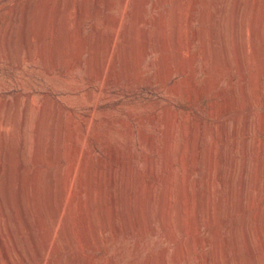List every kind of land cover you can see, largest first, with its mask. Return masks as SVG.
I'll return each instance as SVG.
<instances>
[{"label":"rangeland","instance_id":"obj_1","mask_svg":"<svg viewBox=\"0 0 264 264\" xmlns=\"http://www.w3.org/2000/svg\"><path fill=\"white\" fill-rule=\"evenodd\" d=\"M216 1L0 0V164L5 152L11 153L10 169L0 173V195L13 199L19 192L27 204L36 174L42 188L43 228L29 212L32 235L15 229L23 257L12 253V264H203L207 255L219 264H264V0H222L227 12L238 2L239 20L247 31L254 25L256 47L249 46L248 62L239 64L234 32L217 26L226 38L225 51L210 48L208 58L198 61L201 69L191 84V56L201 52L202 42L211 34ZM23 22L32 42L28 44L31 58L21 62L19 53L27 50V44H20L16 36ZM176 22L181 54L174 50ZM56 30L62 43L41 59L38 34L44 33L48 47ZM143 39L152 51L141 58ZM82 45L87 51L80 58ZM79 59L82 66L67 70L70 62ZM89 59L93 80L84 69ZM203 64L209 67L207 73ZM180 67L164 83L150 81L162 70ZM115 75H120L119 81L110 80ZM223 127V138H217ZM194 134L199 137L196 158ZM193 163L201 201L209 172L215 178L209 197L215 213L220 166L231 167L227 206L236 207L242 198L243 206L254 213L253 222L242 228L238 211L233 226L221 223L215 235L207 228L193 229L187 206L184 231L180 206L183 198L184 205L193 198ZM108 175L116 180L127 177L137 202L128 210L122 231L106 233L93 248L80 239V191L84 182L95 193L108 194ZM165 178L171 186L169 217L159 211ZM48 190L54 197L44 203ZM60 203L64 212L72 204V233L58 222ZM134 211L142 218L144 213L148 216L139 221ZM205 236L209 242L202 241ZM51 238L56 240V252L48 247ZM0 264H10L1 243Z\"/></svg>","mask_w":264,"mask_h":264},{"label":"bare ground","instance_id":"obj_2","mask_svg":"<svg viewBox=\"0 0 264 264\" xmlns=\"http://www.w3.org/2000/svg\"><path fill=\"white\" fill-rule=\"evenodd\" d=\"M215 5H216L215 6V12L213 14H211V21H212L211 34L209 35L208 40H204L202 42L201 52H195V53H193V55L191 54L192 58H191V60L189 59L191 61V64L194 65V67L192 68L193 69L192 73H190V76H189V78H190L189 80H190L191 84L193 83L194 77L197 75V73L201 69V67H198V66H200L198 61L199 60H204L205 61L208 58V53H209L210 48L215 49V47H218V49H221L223 51V53L225 51V46H224L225 40L224 39H226V38H225L224 33L216 28L217 26H219V27L223 26L225 31L229 32V34H230V32H234V35H235L234 36V38H235L234 50H235V56H237L239 64H245V63L248 62V58H247V49H248V47L251 46V49H255V47H256V45H255V40H257L256 39L257 38L256 30L254 29V25L251 24V25H249V29L247 31V29L245 27V23L239 20L240 18H238V13H239V7L240 6H239L238 2L236 1L232 5L231 10L228 11V12L225 9L224 4L222 3V0L216 1ZM192 7H194V6H192ZM176 13H177V17L179 18V16H180L179 12L177 11ZM178 18H177V22H178ZM191 19H193V18H191ZM22 20H23V17H22ZM177 22H176V27H175L176 31H175V34H174V43H175L174 50H175L176 54H181L182 46H181L180 41H179L178 23ZM208 22H209V20H208ZM189 25H190V22H189ZM49 28H51V27H49ZM57 30H58V28H57ZM57 30L54 32V37L52 38L53 43L49 42L50 45L48 47H47L46 42L44 40L45 39L44 33L40 32L38 34V38L37 39H38L39 44H40V46H39L40 47V55L39 54L38 55H39V57L41 59L44 58L47 50L49 52L52 50V52H53V50H55L62 43V39L58 35ZM202 33H204V32H202ZM78 34H79V32H78ZM191 34H193V41L194 40L197 41V33L194 31ZM16 37H17L16 38L17 41L20 42V44H23V43L25 45L27 44V50L26 51H22L21 50V53H19V57H18L20 59L19 61L22 62V60L30 59L31 58V53H30V50L28 49V44L32 42V36L29 33L26 32L25 22L21 23L20 32L18 33V36H16ZM144 39H143L144 46L140 50V57L141 58L144 55L150 54L151 51H152L150 47L146 46V44H145L146 40H144ZM84 41L87 42L86 40H84ZM193 41H191L190 43H187L189 45V47H187V48H190V49L192 48L193 43H194ZM83 44H84V42H83ZM160 45H163V44H160ZM185 46H186V44H185ZM165 47L166 46H164V49H165ZM23 50H25V49H23ZM86 51H87L86 47L84 45H82L79 48V54H80L79 57L81 58V55L84 52H86ZM19 61H18V63H20ZM90 61H91L90 59H89V62L86 61L87 63H85L86 66L84 67V69H85L88 77L91 80H93L94 76L92 75V73L90 71V69H91V62ZM179 63H180V61H179ZM82 64H83L82 59H79L78 62L77 61L76 62L75 61L74 62H70L69 65H68V69L67 70L71 71L77 65H81L82 66ZM178 70H181V67L178 68V69H175V70H172L170 68L162 70V71H160L158 73L159 75L156 74L157 75V79L156 80H152L151 79L150 81L152 83L157 82V81H160V82L164 83L167 80L171 79L172 74H174L175 72H178ZM203 70L207 73L208 70H209V67L207 68L206 65L203 64ZM94 73H96V72H94ZM99 75H100L99 78H101L102 81H103L104 80V72L101 71ZM119 76L120 75H115V76H111L109 78H110V80L119 81L120 80ZM110 80L108 79L105 82L107 84H109V82H111ZM134 80L136 82L137 79H134ZM187 82L188 81H186V83ZM193 87H194V85H193ZM170 88L174 89L175 86H171ZM90 94H91V91H90ZM42 112L44 113V109L42 110ZM43 113H41V114H43ZM41 117H42V115H41ZM40 120H41V118L39 120H37V121L40 122ZM19 121H20V124L23 126V124L25 122V116L20 117ZM38 129H40V128H38ZM37 132H39V131H37ZM35 134H33V135H35ZM223 136H224V127H223V130H221L219 136H217V138L222 139ZM37 138H38V135H37ZM198 138H197L196 134H194L192 136V139H191V142H192V145H193V148H194L193 151L195 152V155H194L195 158L197 157V154H198L197 150L199 148ZM37 140H36V142H37ZM65 143H67V142H65ZM35 149H37V145H36ZM245 152H247V151H245ZM10 154L11 153H9L8 151H6L4 153V163L0 164V173L2 171H5V170L7 171V169L9 168V166H10ZM221 160H222V156H221ZM164 161H165V163L168 162V161H166V158H165V160L163 159V162ZM171 162L169 164H171ZM209 163H210V161H209ZM222 163H223V161H222ZM193 164H195V166L193 168V171L191 172V177L193 178V196H192L193 198L190 200L189 203H185V205H184V202H186V201H184L185 199L183 198L182 201H181L182 207L180 206L181 222H182V227H183L184 231H185V224H184V220H183L182 216H183V213L185 214L187 206H189L188 207L190 209L189 214L192 216L191 220H192L193 229L197 230L196 228H199L201 230V228H203V229L207 228L206 229L207 233L210 232V233H214L215 235L217 233H219V229L218 228L220 227L221 223H226V224L230 225L231 227L233 226V223L235 221H234V219L232 220V218H234L233 216H236L235 214L238 211H240V215H241L240 225H241L242 228H244V226L247 223H249L250 221L253 222L254 213L250 212L251 210L248 211L247 208H245L243 206L242 198H238L239 202H238L236 207H228L227 206L228 203H229V197H230L229 195H230V190H231V185H232L231 167H229V168H227L225 170L224 167H223V164L220 166L219 175H218L219 176V183H218L219 184V188L217 190L218 192L216 193V197H217V201H216V209L217 210L216 211L217 212L215 213V207H214L215 205H213L211 203V201H209V197L213 196V185L212 184H213V181H214L215 178L213 177V174L211 172H209V174H208V176L206 178V197H205V200L201 201L200 200V194H199L198 177H197L198 168H197V164L196 163H193ZM150 165L153 166L152 163ZM166 165H168V164H166ZM168 166H170V165H168ZM167 167H166V169H167ZM164 168H165V165H164ZM152 170L150 169V172ZM68 171H70V169ZM110 172H109V174H110ZM188 172H189V170H188ZM186 173H187V171H186ZM243 173H244V168H241L240 179H239L240 181H239V184H238V186H239V188H238L239 189L238 190L239 194L241 193V190H242V175H243ZM167 174H169V172ZM168 176L170 177V175H168ZM109 177H111V176H109ZM188 177H189V175L188 176L186 175L187 179H188ZM66 181H67V179H66ZM250 181H251V179H250ZM66 184H69V183L67 182ZM168 184H169V182L167 180V182L164 183V185H163L164 188H162L163 190H162V192L160 194V200H159L160 209H161L159 211L161 212V214L163 212V214H165V216L168 213H170L169 212L170 210H168V207L171 206L170 205L171 204V202H170L171 201L170 200V192H171L170 187L171 186H168ZM31 185H32L31 191L27 195V204L24 201V198L22 197L21 193H19V192H16L14 194V198L13 199L11 197H9L8 195H5V196L0 195V243H1V246H2V248L4 250L5 259L10 264H12L14 262V255L18 256V257H23L22 250L20 249V247L18 246V244L16 242L17 241V232H16L15 229L16 228H17V230L20 229V231L22 230V232L24 230V231L28 232L29 235H32L31 234V224H30V221H29V214H30L29 212H32L34 214V216H36V220H37L38 226L43 228V226H42V218H41V210H40V206H39V199L42 196V195L40 196L42 188L39 187V179L37 177V174H36V179L33 181V183ZM81 185H82V183H81ZM108 186H109V193L108 194H106L104 192L95 193L84 182H83V186L81 187L80 198H79L80 201H79V204H78V207H77V213H78V216H79V222L81 224L80 239L84 240V242H86V244L89 247H93L94 248V246L101 241V237L104 236L106 233H110L112 236L113 235H117L118 233H120L122 231V228H121L122 222H123V220L126 221V218L128 216V210L130 208L134 209L135 208V202H137L136 194L132 191V188L130 186V183H129V180H128L127 177H122L120 180H116L115 178L111 177V179H109V185ZM66 188H67V186H66ZM185 189H186V186H185ZM61 196H62V194H61ZM151 196H152V193H151ZM53 197H54V193H52V192H50V190H48L45 194H43L44 203H49L52 200ZM65 197L66 196H64L63 199ZM252 197H253V195H252ZM147 204L148 203H147V200H146L144 205H147ZM239 205H241V208L239 207ZM247 205H248V203H247ZM58 207L59 208L57 209V211H56L57 213L56 214L59 217L58 218L59 221H58V219H57V221L58 222H62L61 224H65L64 226L66 227V229L72 233L73 230H74L73 229L74 225H75V223L73 222V217H74L75 214H74V210H73L72 204L71 203L68 204L66 212H64V209H63L64 207H63L62 203H60ZM246 207H248V206H246ZM3 209H4L5 213L2 214L1 210H3ZM131 211H132V209H131ZM156 211H157V209H156ZM135 212L136 211L133 212L134 216L136 215ZM147 216H148V214L144 213V217H147ZM169 216H170V214H169ZM169 216L167 215V217H169ZM143 218H142L140 213L136 215V219H138L139 221H142ZM165 221L167 222V219ZM150 225L152 226V223ZM147 227H149V225H147ZM226 227H227V225H226ZM22 232H21V234H22ZM45 233H46V231H45ZM49 235L50 234H48V236ZM51 235H52V233H51ZM42 240H44V239H42ZM54 240L55 239L51 238V240H50L51 242H50V244H48V247L52 248V251L56 252L58 250V247H57V243L55 242L56 240L55 241ZM208 240H209L208 236H205L202 239L203 242H207ZM9 244L12 246V252H10V250H9ZM48 247L46 246L45 249L48 248ZM50 251H48V252H50ZM12 253L14 255H12ZM228 256H231V254L228 255ZM213 261L214 260L211 258V255H207V257L205 258V261L203 262V264H212ZM56 263H57V261H56ZM213 264H219V262L215 260Z\"/></svg>","mask_w":264,"mask_h":264}]
</instances>
